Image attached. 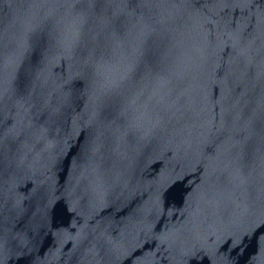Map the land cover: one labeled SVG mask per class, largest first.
Masks as SVG:
<instances>
[{
	"label": "water",
	"instance_id": "obj_1",
	"mask_svg": "<svg viewBox=\"0 0 264 264\" xmlns=\"http://www.w3.org/2000/svg\"><path fill=\"white\" fill-rule=\"evenodd\" d=\"M0 264H264V0H0Z\"/></svg>",
	"mask_w": 264,
	"mask_h": 264
}]
</instances>
